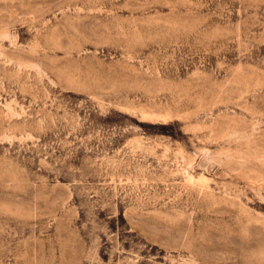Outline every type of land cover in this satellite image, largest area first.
<instances>
[{
    "label": "rangeland",
    "instance_id": "rangeland-1",
    "mask_svg": "<svg viewBox=\"0 0 264 264\" xmlns=\"http://www.w3.org/2000/svg\"><path fill=\"white\" fill-rule=\"evenodd\" d=\"M0 264H264V0H0Z\"/></svg>",
    "mask_w": 264,
    "mask_h": 264
}]
</instances>
